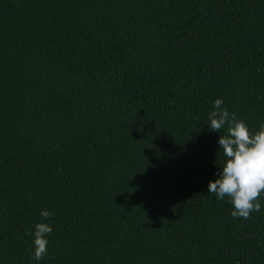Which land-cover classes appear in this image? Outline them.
<instances>
[{"label": "trees", "instance_id": "1", "mask_svg": "<svg viewBox=\"0 0 264 264\" xmlns=\"http://www.w3.org/2000/svg\"><path fill=\"white\" fill-rule=\"evenodd\" d=\"M217 98L264 122V0H0V264H264L208 193Z\"/></svg>", "mask_w": 264, "mask_h": 264}, {"label": "clouds", "instance_id": "2", "mask_svg": "<svg viewBox=\"0 0 264 264\" xmlns=\"http://www.w3.org/2000/svg\"><path fill=\"white\" fill-rule=\"evenodd\" d=\"M223 105V98L215 99L213 110L208 114L209 129L220 133L217 154L223 157L217 178L208 183V193L214 194L217 200L227 196L232 206L231 216L248 219L252 213L264 210L261 199L264 196V122L252 130ZM40 216L45 222L36 223L28 233L32 236L30 254L37 261L46 255L48 236L53 231L46 222L52 212L42 209Z\"/></svg>", "mask_w": 264, "mask_h": 264}]
</instances>
